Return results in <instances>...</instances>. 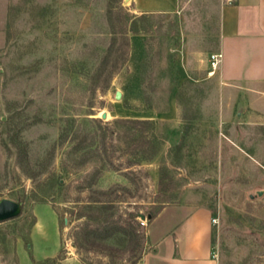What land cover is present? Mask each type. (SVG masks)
Instances as JSON below:
<instances>
[{
  "label": "rangeland",
  "instance_id": "1",
  "mask_svg": "<svg viewBox=\"0 0 264 264\" xmlns=\"http://www.w3.org/2000/svg\"><path fill=\"white\" fill-rule=\"evenodd\" d=\"M220 1L0 0V264H136L198 217L217 264H264V113L209 75Z\"/></svg>",
  "mask_w": 264,
  "mask_h": 264
},
{
  "label": "crops",
  "instance_id": "2",
  "mask_svg": "<svg viewBox=\"0 0 264 264\" xmlns=\"http://www.w3.org/2000/svg\"><path fill=\"white\" fill-rule=\"evenodd\" d=\"M132 1L139 12H172L180 2ZM203 34L200 29L198 35ZM202 42L211 45L212 53H222L220 64L209 75L215 74L231 94L249 99V107L264 113V0H221L213 40ZM198 218L184 220L175 235L162 238L136 264H217L210 257L209 220Z\"/></svg>",
  "mask_w": 264,
  "mask_h": 264
},
{
  "label": "water",
  "instance_id": "3",
  "mask_svg": "<svg viewBox=\"0 0 264 264\" xmlns=\"http://www.w3.org/2000/svg\"><path fill=\"white\" fill-rule=\"evenodd\" d=\"M120 97V92L116 91L115 98ZM263 190H258L254 193H249L251 199L255 198L257 195H262ZM20 212L19 203L11 199H1L0 200V221L7 220L17 216Z\"/></svg>",
  "mask_w": 264,
  "mask_h": 264
},
{
  "label": "built area",
  "instance_id": "4",
  "mask_svg": "<svg viewBox=\"0 0 264 264\" xmlns=\"http://www.w3.org/2000/svg\"><path fill=\"white\" fill-rule=\"evenodd\" d=\"M222 60V53L220 52H214L209 55L208 63L210 68L212 69V72L218 67Z\"/></svg>",
  "mask_w": 264,
  "mask_h": 264
},
{
  "label": "trees",
  "instance_id": "5",
  "mask_svg": "<svg viewBox=\"0 0 264 264\" xmlns=\"http://www.w3.org/2000/svg\"><path fill=\"white\" fill-rule=\"evenodd\" d=\"M115 121H118V120H115Z\"/></svg>",
  "mask_w": 264,
  "mask_h": 264
}]
</instances>
